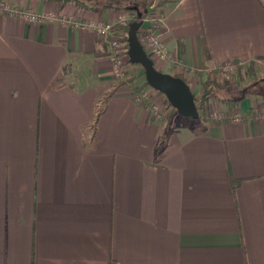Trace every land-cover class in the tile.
<instances>
[{"label": "crops", "instance_id": "obj_1", "mask_svg": "<svg viewBox=\"0 0 264 264\" xmlns=\"http://www.w3.org/2000/svg\"><path fill=\"white\" fill-rule=\"evenodd\" d=\"M2 1L54 17L0 10V264H264V89L219 103L241 121L167 125L76 25L112 22L124 40L127 10ZM160 9L171 59L155 65L195 96L231 60L264 68V0Z\"/></svg>", "mask_w": 264, "mask_h": 264}, {"label": "rangeland", "instance_id": "obj_2", "mask_svg": "<svg viewBox=\"0 0 264 264\" xmlns=\"http://www.w3.org/2000/svg\"><path fill=\"white\" fill-rule=\"evenodd\" d=\"M90 5L99 6L101 4L109 3L112 5H116L119 7L124 8L126 11V16H124V20H128V23L133 21L137 17V11L131 9L132 7H139L141 11H144V9L148 8V12L146 14H153L155 16H159L161 18V6L162 3L165 2V0H155V3L153 6H151V0H86ZM160 12V13H159ZM127 23V24H128ZM113 24V23H112ZM128 35V32H126ZM108 41L107 37H101ZM119 38V37H116ZM121 39V38H120ZM123 40V39H121ZM124 41V40H123ZM171 59V58H170ZM254 63V67L256 69V75L250 76L246 74V69L249 67L251 62H242L243 68H242V76L239 74V72L233 68H228L225 66L224 68H219L216 71L211 72V75L209 79L216 78L219 82L223 83V88H219L216 90V95H210L208 98L203 99L202 95H197L198 98L197 104L200 112V118L198 119H189L192 121L202 120L204 123L205 120H216L217 116L222 115L220 110H218L219 103L221 104H228L229 102H224L223 99H231L236 100L240 98L244 93L247 91H251L254 87L252 86L253 83H257V89L255 91L263 92L262 89H264V82L261 81L264 79V74L262 72L264 71V68L258 64L256 61H252ZM217 73V74H216ZM113 75V72H112ZM115 80L117 82H124L127 80H131L130 83L132 84L131 87L134 90L133 97L135 99V94L137 92H143V94L147 95L152 102H154L155 105L161 110L163 119H157L160 121H165L167 125H179L185 122L187 119L186 117H183L179 114H174L172 119H169V115L172 112V107H170L169 104L166 102V95L162 92L152 88L149 84L145 85V74L144 69L141 65L133 64L128 65V68L125 69V74L122 77H115ZM125 84H127L125 82ZM256 86V85H255ZM200 94V93H199ZM231 101L234 106L237 103H234ZM230 102V103H231ZM264 110V108H263ZM235 112V109H233L232 113ZM264 112V111H263ZM236 114V113H234ZM232 114V115H234Z\"/></svg>", "mask_w": 264, "mask_h": 264}, {"label": "built area", "instance_id": "obj_3", "mask_svg": "<svg viewBox=\"0 0 264 264\" xmlns=\"http://www.w3.org/2000/svg\"><path fill=\"white\" fill-rule=\"evenodd\" d=\"M0 10H9L12 14L26 18L32 22H41L54 17L53 13H38L29 10H21L18 8H9L3 1H0ZM120 22H124V18L119 19ZM162 19L159 16L153 14H145L143 17V25L141 27L142 33L139 34L140 40L144 46V49L148 55L157 61H169L171 58L170 51L165 44L163 38L159 34V28L161 26ZM77 26H84L89 29L96 31L101 37L108 38V44L111 49V60H112V72L115 77H122L125 74V69L128 65H132L128 50V43L121 40L120 38L112 37L114 24L112 22H77ZM228 68H233L227 66ZM135 101L139 104H146L149 112L155 119H163L161 110L151 101V99L143 94V92H137L135 94ZM217 117L216 120L221 119L222 115ZM234 121H241L243 115L236 113L231 116Z\"/></svg>", "mask_w": 264, "mask_h": 264}, {"label": "water", "instance_id": "obj_4", "mask_svg": "<svg viewBox=\"0 0 264 264\" xmlns=\"http://www.w3.org/2000/svg\"><path fill=\"white\" fill-rule=\"evenodd\" d=\"M131 9L137 11V17L130 22L128 29V54L131 63L141 65L144 69L147 83L154 89L166 95L170 104L178 114L192 119L200 117L196 96L189 83L180 76L159 70L154 60L148 55L139 37V30L143 25V17L148 8L141 11L135 6Z\"/></svg>", "mask_w": 264, "mask_h": 264}, {"label": "trees", "instance_id": "obj_5", "mask_svg": "<svg viewBox=\"0 0 264 264\" xmlns=\"http://www.w3.org/2000/svg\"><path fill=\"white\" fill-rule=\"evenodd\" d=\"M2 1V0H0ZM51 1H54V2H57V3H60V4H67L69 2H73L75 4H77L78 6H80L81 8H90L92 7L86 0H51ZM129 24H126L125 26V30L126 32H128V29H129ZM142 33L141 30H139V34ZM124 41L128 43V40H127V37L124 38ZM243 63L240 62L239 60H231L225 64H223L221 68H224L225 66H231V67H235L234 69H236L239 74H241L242 76V68H243ZM217 74V73H216ZM246 74L247 75H250V76H253V75H256V69L254 67V63L251 62L249 67L246 69ZM145 85H148L147 81L145 80ZM219 88H223V83L219 82L216 78L214 79H207L205 81L202 82V98L203 99H206L208 98L210 95H216V90L219 89ZM241 97L236 99V100H231V99H223L224 102H231L233 101L234 103H238L241 101ZM198 100V98L196 97V101ZM166 102L167 104L170 105V107H172V112L171 114L169 115V119H172L173 115L174 114H178L177 110L170 104V102L168 101V99H166ZM198 106V104H197ZM153 117V116H152ZM200 118V117H199ZM189 119H192V118H189ZM228 119H231L232 118L230 116H223L222 115V118L221 119H218V120H215V121H224V120H228Z\"/></svg>", "mask_w": 264, "mask_h": 264}]
</instances>
